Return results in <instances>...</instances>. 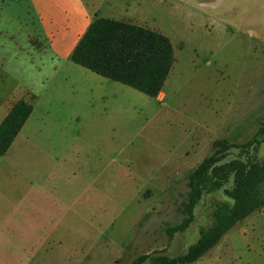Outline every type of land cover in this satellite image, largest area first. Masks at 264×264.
<instances>
[{
    "label": "rangeland",
    "instance_id": "rangeland-1",
    "mask_svg": "<svg viewBox=\"0 0 264 264\" xmlns=\"http://www.w3.org/2000/svg\"><path fill=\"white\" fill-rule=\"evenodd\" d=\"M80 6L168 37L174 62L157 97L70 60L63 27ZM18 100L32 112L0 156V264L182 253L225 199L204 195L168 236L187 171L217 140L248 143L264 126V0H0V122ZM251 153L264 160V141ZM189 264H264V209Z\"/></svg>",
    "mask_w": 264,
    "mask_h": 264
},
{
    "label": "trees",
    "instance_id": "trees-1",
    "mask_svg": "<svg viewBox=\"0 0 264 264\" xmlns=\"http://www.w3.org/2000/svg\"><path fill=\"white\" fill-rule=\"evenodd\" d=\"M69 58L74 64L151 98L161 92L174 62L172 44L161 32L128 20L106 17H94L90 21ZM31 112L32 105L25 100L11 105L0 122V156L9 150ZM258 135L257 140L244 144L217 140L213 150L187 171V191L177 207L182 218L179 223L164 228L168 236L190 226L194 221V208L204 195L222 190L225 199L214 202L210 223L199 228L197 240L186 251L175 255L164 251L143 254L125 264L195 262L234 225L253 212L263 210L264 160H259L251 151L264 141V126ZM230 148H239V155L223 162ZM229 181L232 187L225 188Z\"/></svg>",
    "mask_w": 264,
    "mask_h": 264
},
{
    "label": "crops",
    "instance_id": "crops-1",
    "mask_svg": "<svg viewBox=\"0 0 264 264\" xmlns=\"http://www.w3.org/2000/svg\"><path fill=\"white\" fill-rule=\"evenodd\" d=\"M33 5L34 6H37V3H34L33 2ZM39 8V7H38ZM91 14L89 13V11L86 10V8L80 6V8L76 9V11H74L73 13V18H72V22L70 24L71 28H70V32L66 33L65 32V25L63 27V34H64V39L65 41L68 40V45H69V48H68V54L70 55V52L73 48V46L75 45L76 41L78 40V38L82 35V33L84 32V30L86 29V27L88 26V24L90 23V19L88 18V16H90ZM93 15V14H92ZM88 19L87 22L83 25L84 23V20L85 19ZM45 26V25H44ZM46 29V28H45ZM48 30V29H46ZM78 31L80 32V35L79 37H76L74 39V36L77 35ZM57 34V33H56ZM59 39V35L56 37L55 39V43L53 44V46L56 45L57 41ZM95 260L92 259V263L91 264H95ZM45 264H58L57 261L53 260V259H50L48 260L47 263Z\"/></svg>",
    "mask_w": 264,
    "mask_h": 264
}]
</instances>
